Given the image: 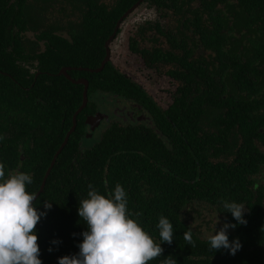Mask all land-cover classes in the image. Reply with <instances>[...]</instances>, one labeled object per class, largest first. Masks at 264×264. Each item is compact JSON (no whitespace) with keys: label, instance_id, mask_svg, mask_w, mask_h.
<instances>
[{"label":"trees","instance_id":"16d2710c","mask_svg":"<svg viewBox=\"0 0 264 264\" xmlns=\"http://www.w3.org/2000/svg\"><path fill=\"white\" fill-rule=\"evenodd\" d=\"M135 1L120 0L106 11L87 0L94 35L72 44L51 38L37 58L35 80L11 57L0 62V163L6 176L15 171L31 175L30 194L37 193L82 103V86L57 76L59 69L98 68L116 19ZM145 2L176 16L173 29L155 25L169 44L166 51L137 49L148 67H171L164 73L176 81L172 103L160 108L111 64L100 73L69 72L88 80V104L34 202L46 213L35 229L39 259L57 264L61 257L78 254L86 231L78 202L87 198L89 184L106 195L119 183L130 218L156 243L159 217L173 226L172 243H161V257L148 264H162L168 256L176 264H264V0H241L238 6L220 0ZM219 2L226 4L224 10L217 8ZM103 93L140 103L151 125H111L97 138L87 137V119L96 128L100 123L87 116ZM222 201L243 204L247 223L234 220ZM44 202L51 208L45 209ZM194 203L213 208L224 224L236 225L227 230L229 241L238 238L242 245L235 255L210 250L208 236L184 221ZM189 230L195 246L183 239Z\"/></svg>","mask_w":264,"mask_h":264},{"label":"clouds","instance_id":"9594fccd","mask_svg":"<svg viewBox=\"0 0 264 264\" xmlns=\"http://www.w3.org/2000/svg\"><path fill=\"white\" fill-rule=\"evenodd\" d=\"M31 183L32 177L27 173L15 171L6 176L5 165L0 163V264H42L35 229L46 213L34 206L36 195L26 190ZM88 188L87 198L80 200L77 208V215L86 225V231L81 233L79 252L59 258L57 264H148L161 257V243L173 241V226L166 217H159L156 227L160 243H156L130 218L126 192L119 183L106 195L99 194L92 184ZM221 203L224 211L231 213L239 224L247 223L243 219V204ZM43 206L50 209L52 205L44 202ZM135 215L139 217L140 213ZM235 227V224L225 223L218 231L214 229L207 238L210 250L223 248L235 255L242 245L238 238L230 242L227 235V230ZM183 239L195 246L190 230L183 233ZM162 264H176V260L168 256Z\"/></svg>","mask_w":264,"mask_h":264},{"label":"flooded vegetation","instance_id":"af4514ba","mask_svg":"<svg viewBox=\"0 0 264 264\" xmlns=\"http://www.w3.org/2000/svg\"><path fill=\"white\" fill-rule=\"evenodd\" d=\"M92 1L95 2V4L104 7L106 11H109L110 8L120 2V0H107L108 3H102L100 0ZM223 1H226L225 3L227 5L238 6L241 0H220V2ZM220 2L217 4V8L219 10H224L226 7L224 5L226 4ZM143 5L148 6L150 10L158 12L160 19L167 18L168 14L176 18V16L173 15L172 10L164 15V13L157 10L155 6L148 5L145 0H136L133 2L132 6L120 14L116 19L112 34L103 43L105 54L102 61L106 57L107 51L109 52V58L105 66L107 64H111L114 67L111 61L112 51L110 46L119 35L122 24L127 20L130 14ZM91 11L92 10L87 6V0H0V62H4L8 57H11L17 65H21V67L27 70L30 75H34L35 80L39 75V71L37 70V58L44 54L47 47L50 45L51 38H60L66 43L72 44L75 38L86 36L88 33L90 36L94 35L92 31L94 16ZM155 25H159L163 28L159 22L145 20L142 27L137 30V37L129 39V50L142 60L145 68L155 71V73H162L165 77L170 78L175 84L176 90V81L164 73L171 68L170 66H162L161 64H158V66L154 65L153 67H148L142 55L137 52V49L151 50L156 47L165 51L168 49V42L165 41V44L160 43L157 38L149 37L150 35H147V33L151 31H154L157 35H159L158 31H156ZM114 68L128 81L139 86L157 104V102L140 85L130 80L116 67ZM96 69L66 66L60 68L57 73V76H63L72 84L82 86V100L84 85L82 83L75 82L86 81L87 101L84 108L88 104L87 92L89 89V82L84 77L72 78L69 75V72L76 70L79 72L96 73L92 72V70ZM103 69L101 71H103ZM261 69H264V67L262 66ZM62 71H65L67 77L61 73ZM175 90L170 94L171 100ZM97 100V109L92 115H88L87 117L97 116V118L100 119V123L98 128H96V122L91 121L90 118L87 119V137L92 138L96 136L95 138H97L111 125H116L122 128L129 127L131 125H145L146 127L151 125V116L140 103L132 102L123 98L120 99L104 93L99 94ZM93 128L94 130H92Z\"/></svg>","mask_w":264,"mask_h":264},{"label":"rangeland","instance_id":"374dc122","mask_svg":"<svg viewBox=\"0 0 264 264\" xmlns=\"http://www.w3.org/2000/svg\"><path fill=\"white\" fill-rule=\"evenodd\" d=\"M100 2L108 3L107 0H100ZM145 20L159 22L164 29L166 27L173 29L176 26L175 18L170 14L167 18L160 19L159 13L150 10L148 6L139 7L122 24L119 35L112 42L110 46L111 61L114 67L140 85L161 108L165 109L171 104L170 94L175 90V84L164 74L155 73V71L145 68L142 60L129 50V39L137 37V30L142 27ZM147 35L157 38L160 43L165 42V38L157 35L154 31ZM184 215V221L194 231H199L205 237L212 234L214 229L218 231L224 224L222 217L213 208L199 203H194L186 209ZM216 220L219 222L216 223Z\"/></svg>","mask_w":264,"mask_h":264},{"label":"water","instance_id":"95a60500","mask_svg":"<svg viewBox=\"0 0 264 264\" xmlns=\"http://www.w3.org/2000/svg\"><path fill=\"white\" fill-rule=\"evenodd\" d=\"M108 58H109V52L107 51V53H106V57H105L104 60L102 61L100 67H99L98 69H96V70H92V72H96V73L100 72V71L104 68L105 64L107 63ZM61 73L64 74V75L66 76L65 71H62ZM66 77H67V76H66ZM72 82H73V81H72ZM75 83H82V84L84 85V92H83L82 105H81L80 108L74 113V115H73V117H72V127H71V129L69 130V132L66 134L65 139H64L63 143L61 144L60 148H59V149L56 151V153L54 154V156H53V158H52V160H51V162H50V165H49L48 169L46 170V172H45V174H44V176H43V179H42L41 185H40V187H39L37 193L35 194V195H36V199H37V197L43 192V189H44V187H45L46 180H47V178H48V176H49V174H50V171H51L52 167L54 166V164H55V162H56V158H57L58 155L62 152V149H63V148L65 147V145L67 144V141H68L69 136H70V135L74 132V130H75V127H76V117H77V115L79 114V112H81V110L84 108V106H85V104H86V101H87V98H86L87 83H86V81H77V82H75ZM92 130H94V128H93ZM34 202H35V201H34Z\"/></svg>","mask_w":264,"mask_h":264}]
</instances>
